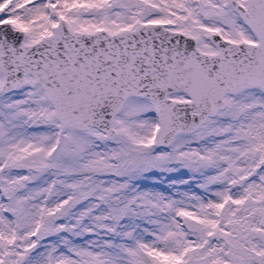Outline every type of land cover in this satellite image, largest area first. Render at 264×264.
<instances>
[{"label":"snow or ice","instance_id":"obj_1","mask_svg":"<svg viewBox=\"0 0 264 264\" xmlns=\"http://www.w3.org/2000/svg\"><path fill=\"white\" fill-rule=\"evenodd\" d=\"M0 264H264V0H0Z\"/></svg>","mask_w":264,"mask_h":264},{"label":"rangeland","instance_id":"obj_2","mask_svg":"<svg viewBox=\"0 0 264 264\" xmlns=\"http://www.w3.org/2000/svg\"><path fill=\"white\" fill-rule=\"evenodd\" d=\"M146 183H147V186H149V187L152 186V181L151 180L147 181Z\"/></svg>","mask_w":264,"mask_h":264}]
</instances>
